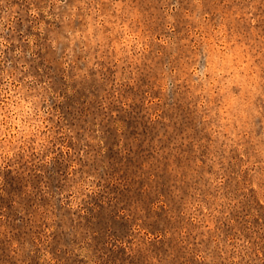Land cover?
Here are the masks:
<instances>
[{
	"label": "rangeland",
	"instance_id": "rangeland-1",
	"mask_svg": "<svg viewBox=\"0 0 264 264\" xmlns=\"http://www.w3.org/2000/svg\"><path fill=\"white\" fill-rule=\"evenodd\" d=\"M0 264H264V0H0Z\"/></svg>",
	"mask_w": 264,
	"mask_h": 264
}]
</instances>
